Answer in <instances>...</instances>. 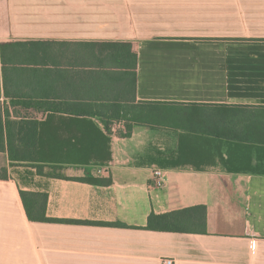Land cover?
<instances>
[{
	"label": "crops",
	"instance_id": "0c3cea01",
	"mask_svg": "<svg viewBox=\"0 0 264 264\" xmlns=\"http://www.w3.org/2000/svg\"><path fill=\"white\" fill-rule=\"evenodd\" d=\"M16 42L48 49L47 63L32 67L65 66L71 76L89 70V43L132 44L138 64L133 91L128 70H117L125 74L119 103L127 121L111 126L110 162L41 174L0 152L9 176L0 179V264H264V158L253 160L258 172H229L221 162L234 145L224 142L221 158L212 134L227 127L228 110L218 106L264 107V0H0L2 105L11 82L5 85L1 44ZM82 78L58 92L63 82L51 77L48 98L88 99ZM40 84L34 80L36 98ZM107 84L105 105L121 89ZM143 103L160 106L149 112ZM35 113L41 121L81 114ZM127 123L131 136H119ZM157 169L166 174L163 185ZM22 191L47 195L52 221H31ZM197 206L207 207L206 234L148 229L152 214Z\"/></svg>",
	"mask_w": 264,
	"mask_h": 264
},
{
	"label": "trees",
	"instance_id": "16d2710c",
	"mask_svg": "<svg viewBox=\"0 0 264 264\" xmlns=\"http://www.w3.org/2000/svg\"><path fill=\"white\" fill-rule=\"evenodd\" d=\"M89 70L83 74L66 69L65 66L51 69H36L33 64L47 63L48 49L41 43H4L1 44L3 75L6 96L9 103H0V152H7L14 166L30 164L39 173L44 168L56 169L66 164H90L95 161L104 165L111 161V126L116 122L127 121L121 114L125 101L122 97L124 75L131 77L134 90L138 56L133 45L129 43H89ZM63 52L56 57L59 64L65 63V45L60 46ZM67 54V53H66ZM46 61V62H44ZM57 64V62H56ZM111 69H115L112 71ZM117 70H128L121 74ZM63 82L56 91L65 90L64 82L70 78L89 83L88 99L57 98L51 99L48 94L50 86L44 82L50 78ZM40 81L38 98L34 94V80ZM109 82L117 87V98H109L105 105L104 92L112 90ZM129 83V82H128ZM142 106L153 112L160 104L143 103ZM227 109L228 117L222 122L227 127L218 130L213 136L219 141L218 154L222 158L220 146L226 142L234 145L228 161L222 159L221 165L229 172H258L261 164H254V159L264 158V107L253 106H218ZM81 113L74 118L47 116L41 121L35 112ZM260 111L261 114H258ZM221 111H219L220 113ZM134 119L141 122L140 118ZM96 120L104 125L102 131ZM220 122V121H219ZM142 123V122H141ZM220 124V123H219ZM125 132H119L121 137H130L132 129L126 125ZM220 128V127H218ZM225 129V130H224ZM225 143V144H226ZM200 168L199 165H194ZM9 178L7 169L0 168V179ZM92 184H108L110 179L85 178L79 179ZM27 215L31 221L49 222L46 216L47 195L21 192ZM148 229L181 234H206L207 207L197 206L171 213L152 214L148 220Z\"/></svg>",
	"mask_w": 264,
	"mask_h": 264
},
{
	"label": "built area",
	"instance_id": "2783aa9c",
	"mask_svg": "<svg viewBox=\"0 0 264 264\" xmlns=\"http://www.w3.org/2000/svg\"><path fill=\"white\" fill-rule=\"evenodd\" d=\"M154 176L156 178V181L159 185H163L166 181V174L164 171L157 169L154 171ZM163 264H175V260L173 259H163Z\"/></svg>",
	"mask_w": 264,
	"mask_h": 264
},
{
	"label": "rangeland",
	"instance_id": "374dc122",
	"mask_svg": "<svg viewBox=\"0 0 264 264\" xmlns=\"http://www.w3.org/2000/svg\"><path fill=\"white\" fill-rule=\"evenodd\" d=\"M52 172H53V173H57V172L60 173V170L57 168V169H53Z\"/></svg>",
	"mask_w": 264,
	"mask_h": 264
}]
</instances>
